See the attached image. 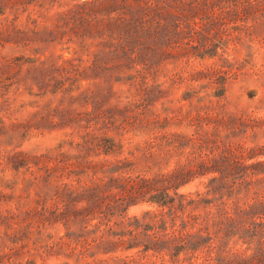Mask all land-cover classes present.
<instances>
[{
    "label": "trees",
    "instance_id": "1",
    "mask_svg": "<svg viewBox=\"0 0 264 264\" xmlns=\"http://www.w3.org/2000/svg\"><path fill=\"white\" fill-rule=\"evenodd\" d=\"M27 1L0 0V16L10 14L12 17L8 16L5 20L1 33L4 43L19 46L22 42V45H27L28 41L23 38L31 31H23L17 26L21 15L28 11L34 0ZM55 2L57 0H52L49 6ZM242 2L247 10L264 6V0H87L75 4L68 11L53 16L55 29L49 33L56 38L60 34L61 40L67 33L75 35L80 40L75 55L83 54L90 48L97 52L88 67H82V60L74 58L52 68L57 73V78H53L56 83L53 94L72 93L75 88L82 89L84 79L108 75V85L112 86L114 79L115 83H128L133 90L132 100L123 111H119L121 117L125 116L120 126L126 124L139 132L158 128L160 116L154 115L151 108L161 100L162 91L158 86L147 83L148 75L172 56L170 50H177L185 41L190 46L185 53L187 59L214 58L217 54V46L213 43L215 38L206 32L212 31L218 23L209 15L215 10H224L227 11L225 15H230L229 11L241 7ZM39 6L41 11L36 18L32 13L28 14V24H36L37 18L48 19L50 11L44 14V4ZM196 15H203L200 22L196 20ZM195 26L199 27V32L192 35ZM225 36L228 35H221L219 42L225 43ZM194 42L196 46L191 45ZM210 73L216 71L208 70ZM66 79L73 80L71 89H65ZM224 82L217 83L220 87L213 97H224ZM193 94H186L184 100H191ZM207 98L210 95L200 98L198 103L206 104ZM88 116L96 120L95 126L102 122L103 129L110 130L105 115L94 112ZM111 126L116 125L112 123ZM32 128L29 124H20V136L25 138ZM80 129L87 133L78 142L70 143V147L77 151L74 155L63 152L60 146L46 154L34 156L21 153L16 157L15 182L25 169L26 178L21 184L26 187L58 184L55 194L58 202L47 207L46 200L40 201V208L35 211L13 215L16 228L12 236L6 235L9 243L16 244L18 240L30 238V220L33 218H39L43 226L47 223L96 220L92 230L84 228L86 232L80 238L99 235L93 242L102 254H116L128 241L126 250L142 248L139 252L144 258L151 253L150 257L162 263L169 258L171 264H264V162L241 165L236 169L234 174H241V184L220 187V190L209 184L205 195H185L180 190L197 176L219 174L224 178L228 177L227 174L233 175V171L212 169L201 159L194 160L200 163L196 167H176L166 171L165 168L181 150L197 147L193 145V139H141L135 142L134 139H107L105 135H96V129L88 132L90 125ZM209 144V139H200L199 148L203 150ZM124 153L128 157L121 158ZM225 161L231 160L226 158ZM233 161L236 162L237 158ZM141 165L145 168L137 171ZM222 190L229 198L241 195L245 201L236 213L229 214L220 207H217V214L208 211L214 204L209 196ZM224 198L225 195L220 193L219 200ZM139 204L159 209L157 214L146 215L151 225L142 227L138 221L124 217L128 208ZM115 218L121 221L113 222ZM4 220L10 230L9 220L6 217ZM141 229L144 234L139 233ZM151 232H154L153 235H149ZM233 238H238L249 250L254 247L252 254L227 252L226 243ZM91 245L85 240L81 255L85 256L88 249L84 251V247ZM27 264L35 263L29 261ZM100 264L132 262L115 259L112 262L101 261Z\"/></svg>",
    "mask_w": 264,
    "mask_h": 264
},
{
    "label": "rangeland",
    "instance_id": "2",
    "mask_svg": "<svg viewBox=\"0 0 264 264\" xmlns=\"http://www.w3.org/2000/svg\"><path fill=\"white\" fill-rule=\"evenodd\" d=\"M85 1L57 0L53 6H49L52 0L31 2L28 11L17 22L23 31H31L23 38L28 41L27 45H22V42L19 46L4 43L1 33L10 14L0 16V258L4 257L0 264H27L29 261L35 264H100L101 261L112 262L115 259L132 264L162 263L150 257L151 253L144 258L139 252L142 248L126 250L127 240L126 246L118 253L102 254V250L99 252L93 242L99 235L80 238L86 232L84 228L92 230L96 220H79L70 224L47 223L43 226L39 218H33L30 220L32 229L29 239L18 240L16 244L7 241L6 235L12 236L16 228L13 215L35 211L40 208V201L46 200L47 207L58 202L55 196L58 184L26 187L21 184L22 179L26 178L25 169L15 182L16 157L21 153L34 156L46 154L60 146L63 152L74 155L77 151L70 147V143L78 142L87 133L80 127L90 125L88 132L96 129V135H105L107 139H134L135 142L141 139H193V145L197 147L181 150L165 168L166 171L176 167H196L200 163L194 162L195 159L205 160L206 166L212 169L233 171V175L227 174L228 177L224 178L219 174L197 176L180 190L185 195H205L209 184L219 190L220 187L241 184V174H234L236 169L241 165L264 162V6L247 10L242 2L241 7L229 11L230 15H225L227 11L224 10H215L209 15L218 23L212 31L206 32L215 38L213 43L217 46V54L212 59H187L185 53L190 47L186 45L187 41L181 43L177 50L169 51L172 56L147 78L150 86H158L162 91L161 100L151 108L154 115L160 116L159 127L139 132L126 124L120 126L125 116L121 117L119 111H123L132 100L133 90L128 83H115L113 79L111 86L108 85V75L90 76L81 82L80 90L75 88L72 93L53 94L56 89L53 78H57V73L52 68L74 58L82 60V67H88L95 59L97 51L94 48L75 55L80 43L75 35L67 33L61 40L60 34L56 38L49 33L55 29L54 15ZM43 4V13L50 11L48 19L37 18L36 24H28V14L32 13L36 18L41 11L39 5ZM201 18L203 15H196L198 22ZM197 32L199 27H193L191 34L196 35ZM225 33L228 35L223 39L225 43L219 42V37ZM191 45L197 44L194 42ZM208 70L216 73L208 74ZM222 80L225 85L224 97H213L220 87L217 83ZM64 84L66 90L71 89L73 80L66 79ZM188 93H194V98L185 101ZM208 95L210 98L206 99V104L198 103L200 98ZM94 112L108 118L106 123L110 130H104L102 122L95 126L96 120L88 116ZM88 121L92 122L88 124ZM112 123L116 126H111ZM20 124L33 127L25 138L19 134ZM100 129H103L102 132H98ZM200 139H209L207 148H199ZM200 154L202 156L198 158ZM124 157H128L127 153L121 156ZM226 158L231 161L226 162ZM235 158L237 163L233 161ZM144 168L141 165L137 171ZM214 178H217L216 181L210 183ZM222 191L209 196L208 199L214 204L208 211L217 214V207H220L229 214L236 213V209L241 208L245 201L241 195L229 198ZM220 193L225 195L222 201L219 200ZM222 203L224 205L220 206ZM158 212L157 207L139 204L128 208L124 217L146 227L151 225L146 215ZM5 217L10 222V230ZM117 221L121 219L113 220ZM142 232L143 229L139 231ZM85 240L92 245L84 247V251L88 249L84 256L81 252ZM225 248L229 253L248 252V255L254 251V247L249 250L238 238L228 240ZM170 261L166 258L162 264H171Z\"/></svg>",
    "mask_w": 264,
    "mask_h": 264
}]
</instances>
